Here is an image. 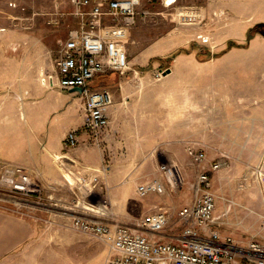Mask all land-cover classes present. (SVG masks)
Returning <instances> with one entry per match:
<instances>
[{
    "label": "rangeland",
    "instance_id": "rangeland-1",
    "mask_svg": "<svg viewBox=\"0 0 264 264\" xmlns=\"http://www.w3.org/2000/svg\"><path fill=\"white\" fill-rule=\"evenodd\" d=\"M141 1L140 10H146L148 15L139 16L130 30L127 40L130 69L122 74L125 77L138 75L135 83L139 90L136 99L129 98L127 104L134 106L135 111L139 110L131 116L135 119L143 117L145 113L141 111L147 99L143 98L145 88L158 86L174 69L175 74L184 79L182 86L177 88L182 91L169 97L179 104L177 140L181 145L160 146L163 149L159 158L158 145L141 143L140 134H146L142 128L134 129V138L116 137L112 142L115 160L104 159L102 164L108 165L106 176L91 195L99 209V217L134 226L143 216L162 208L171 216V225L166 232L178 231L181 226L177 212L192 202L200 169L186 150L188 145L194 144L197 148H205V163L221 162L219 169L210 170L211 190L216 195L214 214L219 216L214 227L223 236L229 235L242 244L252 238L260 240L264 232V197L261 186L251 176L250 166L259 162L264 148V130L260 129L263 127L255 125L264 124V39H253L250 46L248 41L256 33L264 36V0ZM189 9L201 12L194 22L183 21L177 15L178 11ZM72 11L70 0L0 1V27L11 25L48 37L53 45L52 58L56 59L59 41L66 37L69 28L77 25ZM191 53L197 58L194 57L196 63L185 61V56ZM54 66L56 68L55 61ZM161 71L162 77L156 78V73ZM191 85L205 89V93L197 98L198 117H202L199 123L208 128L204 127L199 137L213 131L209 124L211 119L226 126L222 133L216 134L213 143L194 139V133L186 128L192 118L188 96L189 89L194 88ZM50 87L55 99L64 96L71 101L74 97L75 106L83 98L77 91L73 93L56 84ZM83 114L84 109L76 106L64 129L59 128L64 119L53 114L52 126L58 130L51 129L52 126L48 128V115L42 128L26 134L27 138L30 135L31 141L27 140L21 155L2 154L0 162L25 166L35 177L38 168L59 176L42 144L51 134L57 139V132L75 127L80 130ZM20 120L26 124L30 120L29 114ZM179 148L183 149L186 158L180 155ZM170 152L177 154L174 160L169 156ZM161 164L173 166L176 177L173 184L159 169ZM76 167L83 170L80 164ZM68 178L62 174L65 184L62 194L53 196L54 190H51L49 196L52 199L44 201L50 206L32 209L31 215L9 211L33 220V237L7 253L0 264H79L98 253L101 262L105 259L106 244L71 225L72 215L85 210L76 205L82 193L76 183L70 185L78 179L77 171L72 175L73 180L69 178V182ZM154 178L163 182L164 191L139 196L136 186ZM93 264H98L97 260Z\"/></svg>",
    "mask_w": 264,
    "mask_h": 264
},
{
    "label": "built area",
    "instance_id": "built-area-1",
    "mask_svg": "<svg viewBox=\"0 0 264 264\" xmlns=\"http://www.w3.org/2000/svg\"><path fill=\"white\" fill-rule=\"evenodd\" d=\"M77 25L68 29L60 40L56 62V78L61 88H80L85 98L83 129L94 144H100L101 131L110 123L109 110L114 102L107 88L94 87L91 82L98 75L115 71L120 74L130 69L127 40L130 30L139 16H147L140 10L141 0H70ZM183 21L194 22L201 12L196 9L178 11ZM188 18V19H187ZM188 21V22H189ZM163 72L156 73V78ZM54 75L49 76L53 82ZM67 148L79 144V132L70 130L64 140ZM193 163L199 166L191 203L177 212L180 229L166 232L171 216L162 208L140 218L134 225L118 220L107 221L99 217V209L92 201L101 179L106 176L108 165L86 166L77 171L78 179L70 182L77 185L80 194L76 205L85 211L72 215L74 229L96 236L108 247L104 264H264V232L261 239L252 238L242 244L231 236H223L214 227L219 216L214 214L216 195L211 190L210 170H217L221 162L216 161L207 168L205 148L194 144L186 147ZM57 156L63 175H73L76 170L65 165ZM251 167V176L261 186L264 197V148L257 164ZM168 182L174 183L175 170L168 164L159 165ZM165 186L154 178L139 183L136 192L146 196L150 192H163ZM52 196L44 195L43 186L22 165L0 163V208L20 215H31L30 211L50 206L46 202ZM230 207V205H229ZM33 216V215H32ZM36 217V216H35ZM264 228V219H263Z\"/></svg>",
    "mask_w": 264,
    "mask_h": 264
},
{
    "label": "crops",
    "instance_id": "crops-1",
    "mask_svg": "<svg viewBox=\"0 0 264 264\" xmlns=\"http://www.w3.org/2000/svg\"><path fill=\"white\" fill-rule=\"evenodd\" d=\"M253 39L262 40L264 36L256 33L248 41L249 46ZM244 46H239V48L244 49ZM51 48H53V45L48 37L44 38L40 34L30 33L11 25L0 27V157L2 154L21 155L22 151H25L24 146L27 144V140L31 141L30 135L27 138L26 134H29L32 130L36 131L42 128L48 115H50V126L48 128H51L53 114H56L64 119L62 126L59 127L64 129L70 122L71 114L76 106L84 109L82 128L79 127L80 130L75 127L57 132V139L54 138V134H51V137L42 144V148L45 149L52 163L58 169L59 176H53L52 173L47 172L45 169L38 168L37 177H35L24 166L37 182L43 186L44 195L51 194L52 189L54 190V193L51 194L53 196L54 194H62L64 190L63 168L58 165L57 156H62L63 159L61 161L76 171H80L76 164L82 165L83 168L86 166H100L106 158H110L111 161L115 160L112 142L116 137L125 135L126 139L134 138L136 136L134 135V129L139 128L146 132L145 136L140 134L143 145H158L159 148L164 145H181L180 141L177 140V129L179 126L177 119L179 117L176 112L179 104L176 105V101L169 99V97H174L173 94L177 93V91H182L177 88L182 86L184 79L180 74H175L174 69L164 76L163 81L158 86H147L145 88L143 98L147 99L141 111L145 115L141 118L138 117L139 119L131 116V113H138L139 110L135 111L134 106L127 104L129 98H132V101L136 99L139 89L135 82L138 75L125 77L118 72L110 71L94 78L91 84L94 87L109 89L114 98L109 110L110 123L101 131V143L95 145L91 136L83 129L85 115L84 96L75 106L74 97L71 101H68L64 96L55 99L51 95L52 87L50 86L58 85L54 66L55 59L52 58ZM194 57L191 53L189 56H185V61L196 63ZM195 59L197 58L195 57ZM51 74L54 75L53 82L49 81ZM191 87L194 88L189 89L188 96L189 102L192 104H190L192 118L186 128L194 133V139H203L207 143H213L216 134H219L220 131L222 133L226 126H224L223 122L219 123L211 119L209 124H211L210 129L213 131L206 132L205 135L199 137L201 130L205 129L204 127L208 128L199 123L202 117H198L199 101L197 98L205 93V89H199L196 85H191ZM69 90L73 93L76 91L81 93L79 88H70ZM66 97L69 98L68 96ZM27 113L30 116V120L24 124L20 119L22 116L26 118ZM225 113L226 117V109ZM56 121H58L57 118ZM255 125L259 128V125H261L263 128L260 129L264 130V124ZM59 128L52 126L51 129L58 130ZM73 129L79 132V144L74 148H67L63 140L66 134ZM161 149L163 148H160L157 152L159 158L162 155ZM179 153L183 158H186L182 148H179ZM175 155L177 154L169 153L172 160L176 158ZM204 164L205 166H210L207 162H204ZM66 176L73 180L69 175L66 174ZM35 218L38 219L37 216ZM33 230V220L0 208V260L7 253L28 242L33 237ZM104 256L105 259L102 262L100 261V253H98L95 257L79 264H93L96 260L98 264H104L108 253L104 252Z\"/></svg>",
    "mask_w": 264,
    "mask_h": 264
},
{
    "label": "bare ground",
    "instance_id": "bare-ground-1",
    "mask_svg": "<svg viewBox=\"0 0 264 264\" xmlns=\"http://www.w3.org/2000/svg\"><path fill=\"white\" fill-rule=\"evenodd\" d=\"M68 175V174H67ZM71 178H72V176L71 175H69Z\"/></svg>",
    "mask_w": 264,
    "mask_h": 264
},
{
    "label": "water",
    "instance_id": "water-1",
    "mask_svg": "<svg viewBox=\"0 0 264 264\" xmlns=\"http://www.w3.org/2000/svg\"><path fill=\"white\" fill-rule=\"evenodd\" d=\"M79 90L81 91V89L79 88Z\"/></svg>",
    "mask_w": 264,
    "mask_h": 264
}]
</instances>
